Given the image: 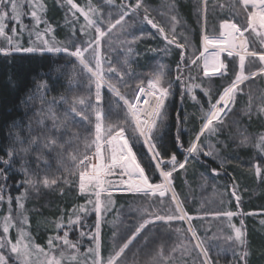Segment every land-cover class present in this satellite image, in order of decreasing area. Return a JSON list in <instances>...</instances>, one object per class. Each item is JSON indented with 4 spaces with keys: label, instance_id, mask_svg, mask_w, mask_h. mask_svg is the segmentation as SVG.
<instances>
[{
    "label": "trees",
    "instance_id": "trees-1",
    "mask_svg": "<svg viewBox=\"0 0 264 264\" xmlns=\"http://www.w3.org/2000/svg\"><path fill=\"white\" fill-rule=\"evenodd\" d=\"M43 2L46 12L38 13L41 15L39 24L30 15L27 0H22V21L26 27L22 28L19 21L7 20L8 29H15L21 34L18 41L20 46L39 47L36 33L44 34L47 27L54 31L48 32L45 38L57 47L69 46L74 41L79 43L85 38L83 32L73 34V29L83 25L84 19L73 20L66 0ZM87 2L75 0L81 6ZM129 2L131 0H91L104 20L113 23L122 11L120 6ZM145 5L148 19L163 27L169 39L173 36L171 17L176 18V39L186 48L181 50L175 44H169L164 35L147 23L141 11L127 18V25L118 31L126 32L128 42L125 46L122 47V36L121 42L110 46L119 34L107 42L108 36L104 41L105 77L129 99L139 85H146L154 75L162 74L165 82H172V95L166 101V119L157 147L165 158L175 154L180 161L187 157L188 163L185 169H178L173 174L172 191L166 192L164 197H145L142 193L110 190L113 205L112 210L103 214L101 219V255L106 259L118 249L139 223L154 218L151 213L168 214V209L175 204L171 201L174 192L191 219V227L209 248V255L215 264H234V261L238 264L243 251L249 253L247 264H264V173L257 175L254 172L256 165L264 168V154L254 147L259 136L264 135V112L259 111L264 105L262 76L252 77L240 86L242 91L237 94L235 104L223 115V124L216 133L201 138L200 143L205 145L203 153L211 150L212 156L203 153L190 155L186 151L200 130L202 118L210 107L209 101L215 103L238 71V64L228 57L225 60L228 72L224 77H203L199 63L195 66L188 64L193 50H196V55L202 50L203 21L206 18L209 35H218L221 31L219 25L224 20L232 19L237 24H243L245 10L236 0H207L204 15L201 14L202 0H145ZM100 26L104 27L103 24ZM246 36L251 50H262L258 39L253 45L254 34L247 32ZM183 37H187V40ZM0 46L8 47L2 38ZM178 65L180 71L177 70ZM110 67L116 69L117 74L109 73L107 69ZM119 73H123V77ZM88 75L75 58L64 52L20 51L8 55L0 52V157L7 161L8 152H12L8 164L0 162V169L7 176L6 180L0 179V187L5 189L6 197L11 195L14 198L11 204L6 200L0 202V223L11 210L16 226L30 233L32 241L45 251L49 237L57 235L56 226L61 218L70 215L76 206L86 203V197L78 191L76 173L79 171V160L95 150L94 146L85 147L86 141L90 144L94 138L95 118L94 115L90 117L91 124L82 122L70 109L88 114L89 102L95 105V88L93 85L89 89L91 80ZM180 75L184 80L191 76L195 83L201 85L194 90L195 99L192 98L193 93L185 91L182 80L176 79ZM121 79L124 83H121ZM252 84L257 85L254 94L249 88ZM203 89L208 90L207 95ZM102 96L105 128L122 124L123 113L114 104L113 110L109 111V102L116 100L114 94L105 87ZM81 99L83 104L79 102ZM177 114L182 148L175 142ZM245 136L249 142L242 144ZM134 151L152 182H161L158 173L152 176L154 165L150 162L146 146L137 142ZM73 156L77 158L75 161ZM45 178L50 182L55 180L56 184L44 186ZM28 180L32 181L31 185L25 183ZM234 185L239 202L231 195ZM22 195L25 198L21 211L15 198ZM227 211L240 214L231 220L215 215ZM25 216L27 224L23 223ZM95 219V214L82 217L83 223L76 225L69 233V239L79 241L78 261H83L82 254L94 246L89 235L80 237L79 233L81 230L86 233L94 231L91 225ZM241 221L247 234L246 247L226 239L234 235L229 225L241 227ZM188 224V221H172L170 224L167 221H153L126 250L122 264H193L194 261L199 264V250L194 248L196 241L191 233L175 231L177 228L186 230ZM9 234L16 241V229H10ZM59 235H63V230ZM181 243L185 247H178ZM174 247L177 248L175 252L171 251ZM59 250H55L54 254L58 256ZM161 250L162 256L158 255ZM71 254V250H66V255ZM8 257L9 264H14L13 257ZM63 264L77 262L65 261Z\"/></svg>",
    "mask_w": 264,
    "mask_h": 264
},
{
    "label": "snow or ice",
    "instance_id": "snow-or-ice-1",
    "mask_svg": "<svg viewBox=\"0 0 264 264\" xmlns=\"http://www.w3.org/2000/svg\"><path fill=\"white\" fill-rule=\"evenodd\" d=\"M27 2L31 9L30 15L33 17L35 23L39 24L41 22V15L39 14L46 12V5L43 0H27ZM236 3H239L245 10L243 24H237L232 19L224 20L219 25L221 29L219 34L212 36L207 33V21L205 18L202 25L203 50L199 51L198 55H196V50H193L192 57L188 58L189 65L195 66L200 63V70L203 77L209 79L216 76H225L228 72V65L225 63L227 57L238 58L239 64V71L234 73V79L223 88L215 103L209 101L210 107L202 118L200 130L194 139L190 141L189 147L186 149L190 155L195 154L199 156L203 153L205 145L200 143L201 138L206 134L212 135L216 133L218 127L223 124V115L235 104L237 94L242 91L240 86L245 81H248L251 76L264 74V0H236ZM66 4L72 12L74 21H78L80 17L84 19V24L74 28L73 34L76 31H80L84 33L85 38L80 40L79 43L74 41L69 46L57 47L55 43L50 42V39L45 38L48 32L54 31L51 27H47L44 34L40 32L36 33L37 40L40 41L39 47L25 48L18 43L21 34L16 32L15 29H8L7 27L8 19L19 21L22 28L26 27L22 21V15L24 14L22 0H0V38L8 45V47L0 46V52L5 55L20 51L64 52L75 58L79 62L80 67L89 74L88 79L91 80V83L88 87L91 89L94 85L95 105L89 102L87 105V108L90 109L88 114H85L84 111L77 112L75 108L70 109L71 112L81 118L82 122L91 124L92 120L90 117L94 115L95 118L94 138L90 140V144L88 141L85 143L86 148L94 146L95 151L91 156L85 154L83 159L79 160V171L76 173L78 177L77 188L86 197V203L76 206L70 215L66 214L65 217L61 218V222L57 223L56 226L57 235L49 237L48 239L47 251L32 241L30 233L16 226L11 210H9L8 214L2 218V223H0L4 234L0 236V264H9V257L4 254V250L13 257L14 264L15 262H18V264H63L65 261H76L77 264H122L126 250L141 235L146 226L153 223V220L145 219L142 223H139L135 227L132 235L105 259L101 255L100 229L102 215L110 212L113 205L112 191L110 189H115L116 185L110 177H119L120 184L125 186L124 190L126 191L142 193L145 197L150 195L155 196L158 193L159 197H164L166 192L172 190L173 174L178 169H185L188 163L187 157L183 161H180L175 154H171L165 158L161 150L157 147V141L161 138L162 126L166 119V101L172 95V82H165L162 74L154 75L148 80L146 85H139L136 92L132 94V98L129 99L121 93L119 88L111 80L106 79L100 54L102 41H105L113 30L117 28L123 29L128 23L127 18L130 16L134 17L141 11L144 13V18L147 23L164 35L165 40L169 44H175L176 47L184 50L186 45L179 43L176 39L175 24L178 23L176 18L171 17L173 36L169 39L163 27L155 23L152 19H148V8L145 5V0H131L127 4H122L120 6L122 11L114 23L110 20L105 21L99 9L91 4V0H88L83 6L75 3V0H66ZM206 8L207 0H202V15L206 13ZM249 9L252 10L249 11ZM44 23L47 24V21L45 20ZM102 24L104 27L100 26ZM10 32L12 33L11 35L9 34ZM246 32L249 35L254 34L252 41L254 46L258 39L259 46L262 49L260 52L249 51V38L245 35ZM183 39L187 40V37H183ZM86 53H88L87 56L85 55ZM225 53L226 57L224 56ZM249 57L253 60L258 58L261 63V68L259 72H252L250 75H246L245 65ZM182 59H184L183 51ZM162 68L163 66H161ZM177 70L180 71V65L177 66ZM107 71L112 74H117L116 69L111 67ZM118 75L123 77L124 74L119 73ZM176 79L182 80L185 91L193 93L192 98L195 99L194 90L200 88L201 85L195 83L191 76H189L188 80H184L182 75L177 76ZM121 83H124L123 79H121ZM105 87L116 98L114 102H109V111L113 110L114 104L115 108L120 110L124 116L122 124L109 125L107 129L104 124L105 109L102 96V89ZM203 91L206 95L208 94L207 89H203ZM181 98H183V95ZM79 102L81 104L84 103L82 99ZM249 107H251V104ZM259 111L264 112V105L260 107ZM177 120L175 142L182 148L183 141L180 139L179 114H177ZM137 142L146 146L150 162L154 165L152 176L158 173L162 178L161 182L153 183L150 175L146 173L145 167L142 166L140 159L137 157V153L134 151V145ZM248 142L249 138L247 136L241 140L242 144ZM53 143L55 142L53 141ZM208 147L211 146L209 145ZM254 147L261 154H264V135L259 136ZM203 154L212 156L213 152L210 150ZM8 156L9 160L7 161L0 157V162L8 164L12 157L11 151L8 152ZM72 159L75 161L77 158L73 156ZM213 171L216 170L213 169ZM254 172L257 175H261L264 173V168L256 165ZM125 177L127 178L125 179ZM0 179H7L3 169H0ZM25 183L31 185L32 181L28 180ZM43 184L47 187L56 184V181L52 180L50 182L45 178ZM231 195L235 196L236 201L239 202L240 197L236 195L235 185L233 186ZM24 198V195L15 198L18 209L21 211L24 209L22 202ZM13 199L11 195L6 197L5 189L0 187V202L6 200L8 204H11ZM171 201H174L175 204L172 208L168 209V214L160 215L158 212H154L150 215L154 216L156 221H167L169 224L172 221L183 222L187 220L189 227L186 230L177 228L175 231L181 234L185 231L191 233L192 238L196 241L194 248L199 250L197 253L199 264H215L209 255V248L205 246V241L191 227V219L183 209L181 202L177 199L174 192L172 193ZM145 211L147 212V210ZM90 214H95L96 217L91 225L94 231L86 233L81 230L79 236L84 237L89 235L91 238L90 242L94 246L89 247L87 252L82 254L84 256L83 261H78L77 256L80 255L79 241L69 239V233L76 225L83 223L82 217ZM239 214L227 211L216 213L215 215L218 217H227L231 220L233 216ZM23 223L27 224L26 216L23 218ZM229 227L234 235L228 236L226 239L233 241L239 246L246 247L247 234L243 230V221H241V227H236L232 224ZM12 228L16 229L17 239L15 242H12L8 235ZM61 230H63L62 236L59 235ZM178 247L183 248L185 245L181 243ZM58 248L60 250L57 256L54 252ZM66 250H71L72 254L66 255ZM176 250V247L171 249L173 252ZM158 255H163L162 250ZM248 255L249 253L247 251L241 252L238 264H247ZM33 257L36 258L35 261ZM41 257L43 259H40ZM193 264H196V262L194 261ZM234 264H237V261H234Z\"/></svg>",
    "mask_w": 264,
    "mask_h": 264
},
{
    "label": "rangeland",
    "instance_id": "rangeland-1",
    "mask_svg": "<svg viewBox=\"0 0 264 264\" xmlns=\"http://www.w3.org/2000/svg\"><path fill=\"white\" fill-rule=\"evenodd\" d=\"M251 10H252V9H249V11H251ZM119 30H120V28H117V29L113 30V32L109 35V38H108L107 42H108L110 39L114 38L117 34H119V35H117V36L115 37V39L118 38V40L115 41V39H114V41H112V42L110 41V42H111V43H110V46H111L112 44H117V43L121 42L120 39H121L122 37H123L122 47L125 46L126 43L128 42L127 38H125V36H126V32H125V31H122L121 33H118ZM246 33H247V32H246ZM246 33H245V34H246ZM121 36H122V37H121ZM110 37H111V38H110ZM107 42H106V45H107ZM108 44H109V43H108ZM103 45H104V41H102V46H101V50H100V54H101V59H102V61H103V57H104V56H103ZM249 46H250V44H249ZM202 50H203V48H202ZM202 50H201V51H202ZM249 51H254V50H251V49L249 48ZM257 52H260V51H257ZM228 58L231 59L233 62H236V63L238 64V58H232V57H228ZM201 63H202V62H201ZM199 67L201 68V64H200V63H199ZM260 68H261V63L259 62L258 58L255 59V60H253L251 57H249L248 60H246L245 74H246V75H250V73H252V72H259ZM238 71H239V64H238ZM238 71H237V72H238ZM256 76H257V75H256ZM258 76H262L261 81L264 82V74H262V75H258ZM252 77H255V76H251L250 78H252ZM256 86H257L256 84H252V85L249 86V88H250L252 94H254V92H256V91H255ZM94 151H95V150H94ZM93 153H94V152H92V153L90 154V156H91ZM96 162H98V161H96ZM126 178H127V177H125V179H126ZM110 179L113 180L114 184L116 185L115 189H110V190H124V187H125V186H123V185L120 184V179H119V177H117V176H113V177H110ZM124 191H126V190H124ZM155 196H159V194L157 193ZM150 219H152L153 221H155V218H150ZM8 235L10 236L12 242H15V241L13 240L11 234H8ZM4 254H5L6 256H9V253H8L6 250H4Z\"/></svg>",
    "mask_w": 264,
    "mask_h": 264
},
{
    "label": "water",
    "instance_id": "water-1",
    "mask_svg": "<svg viewBox=\"0 0 264 264\" xmlns=\"http://www.w3.org/2000/svg\"><path fill=\"white\" fill-rule=\"evenodd\" d=\"M172 191V190H171ZM187 221V220H186ZM189 225V224H188Z\"/></svg>",
    "mask_w": 264,
    "mask_h": 264
}]
</instances>
